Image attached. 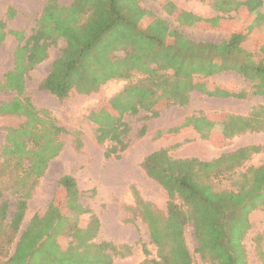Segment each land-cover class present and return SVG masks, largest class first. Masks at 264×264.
Masks as SVG:
<instances>
[{
	"label": "trees",
	"instance_id": "1",
	"mask_svg": "<svg viewBox=\"0 0 264 264\" xmlns=\"http://www.w3.org/2000/svg\"><path fill=\"white\" fill-rule=\"evenodd\" d=\"M158 1L169 13L175 12L169 0ZM230 3L228 7L212 5L221 14L210 18L183 10L177 12L184 25L215 27L227 21L225 24L238 28L218 43L193 40L152 12L122 5L121 0H74L68 6L59 0H47L29 35L7 29V21L16 13L13 6L8 7L6 18L0 19V44L8 33L17 38L18 44L13 53L14 65L5 73L0 90L15 91L17 96L0 102V115L23 116L25 120L19 127L6 128L0 153V184L11 178L10 194L15 196L12 205L0 188V233L7 235L8 247V252H0V264H114L116 257L131 254L128 244L92 242L100 228L97 215L92 214L86 228H80L57 203L51 202L44 216L34 215L21 232L29 200L50 161L61 151L59 135L66 131L49 110H38L26 94L28 74L48 58L50 48L61 39L65 41L60 56L40 84L59 99H66L72 91H97L109 80L129 79L136 71L143 74L139 83L127 85L110 100L118 116L105 108L95 112L99 121L113 126L105 157L119 158L131 142L132 127L127 115L143 113L142 120L147 121L172 105H187L194 90L208 89L209 95L229 90L218 87L217 91L198 79L233 70L252 89L246 94L232 92L226 96H264L263 1ZM244 11L252 17L251 21H243ZM249 38L255 40L254 52L242 46ZM120 50L125 51L123 57L116 55ZM196 122L204 124L200 119ZM221 126L225 127L227 138L264 131V106L254 108L248 115L226 114L224 123L213 122L214 128ZM146 132L144 124L138 136ZM260 150L259 146L248 145L208 161L196 157L174 159L167 150L148 154L142 167L167 191L168 202L167 215L162 216L141 198L136 187L132 188L141 217L149 227L151 242L158 248L159 259H146L145 263L193 264L185 237L186 226L192 224L198 243L195 252L204 261L249 264L244 239L252 227L251 212L264 209V163L245 172L240 169ZM233 176L237 179L236 189L217 190L210 182ZM58 185L67 199H79L75 177L62 175ZM69 221L71 228L66 226ZM61 233L71 237L66 249L57 241ZM256 250L264 258L260 236Z\"/></svg>",
	"mask_w": 264,
	"mask_h": 264
},
{
	"label": "rangeland",
	"instance_id": "2",
	"mask_svg": "<svg viewBox=\"0 0 264 264\" xmlns=\"http://www.w3.org/2000/svg\"><path fill=\"white\" fill-rule=\"evenodd\" d=\"M46 1L0 0V19H5L8 7L13 6L16 13L7 21V29L22 30L29 35ZM59 1L62 5L68 6L74 0ZM169 1L172 4L170 8H175L174 13H169L163 3L158 0H121V4L152 12L167 21L172 29L196 41L218 43L231 31L238 30L232 24H225L227 21L215 27L206 24L193 27L182 24L177 17L179 10L192 12L204 18L214 17L221 13L217 12L212 5L228 7L231 4L230 0ZM262 1L261 9L264 13V0ZM243 14V21L252 20L246 11ZM17 44V38L10 33L0 44V83L4 81L5 73L14 65L13 53ZM242 46L254 52L255 40L249 38L242 43ZM64 47L65 41L59 40L58 44L50 48L48 58L38 64L26 79V94L31 97L36 108L40 111L49 110L55 121L66 131L59 135L62 141L61 151L50 161L46 173L40 179L33 197L29 200L21 232L34 215L44 216L50 203H57L80 228H86L92 214L98 216L100 228L92 242L108 240L117 245L128 244L131 247V254L124 258L116 257L114 264H146V259L158 260V248L151 242L149 227L141 217L142 213L137 207L132 188L136 187L141 198L150 203L151 208L162 216L167 215L168 195L167 191L149 177L142 167L143 159L154 151L167 150L174 159L196 157L208 161L240 147L256 145L261 150L252 155L250 160L241 167L240 172H245L251 166H260L264 163V131L247 132L227 138L225 127L214 128L213 122L224 123L225 115L230 113L248 115L254 108L264 106V96L253 94H248L247 97L226 96L232 92L246 94L252 89L249 83L233 70L215 73L207 79H198L199 83L210 85L209 87L217 91H219L218 87L229 90H221L220 93L215 91L214 95H209L207 88V91L194 90L187 105H172L158 117L147 121L142 120L143 113L137 116L125 115L132 127L130 145L119 158L107 159L104 152L112 137L113 126L109 122L99 121L95 112L105 108L113 116H118L119 113L111 108L110 100L127 85L139 83L144 76L136 71L129 79L109 80L97 91L91 93L72 91L66 99H59L43 89L40 84ZM124 52V50L117 51L116 55L123 57ZM232 89L236 91H231ZM16 96L15 91L0 90V102L9 101ZM198 119L204 124L197 123ZM24 120L23 116L0 115V153L6 139V128L19 127ZM144 124L147 125V132L140 137L138 132ZM184 124L186 125L182 128ZM1 161L0 154V164ZM65 174H70L77 180L80 197L76 201L67 199L66 192L58 185L59 178ZM12 182L11 178H7L6 182L0 184V188H3L5 198L11 200L13 205L15 196L10 194ZM210 182L217 190L237 188L236 176L212 179ZM250 220L252 227L244 239L247 250L246 261L249 264H264V258H261L256 250V241L260 236L264 253V209L252 211ZM69 223L71 222H66V226L71 228ZM185 237L192 252L193 264H211L195 252L198 243L192 224L186 226ZM6 241L7 235L0 233V252H8ZM57 241L62 248L66 249L71 242V237L61 233ZM15 243L16 241L13 245ZM11 250L13 251V247ZM150 264L154 263L150 261Z\"/></svg>",
	"mask_w": 264,
	"mask_h": 264
}]
</instances>
